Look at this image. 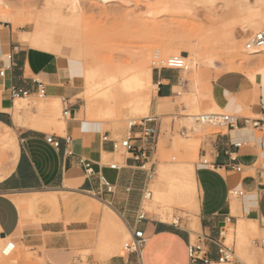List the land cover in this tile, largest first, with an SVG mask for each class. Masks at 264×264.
I'll return each instance as SVG.
<instances>
[{
	"label": "crops",
	"instance_id": "obj_1",
	"mask_svg": "<svg viewBox=\"0 0 264 264\" xmlns=\"http://www.w3.org/2000/svg\"><path fill=\"white\" fill-rule=\"evenodd\" d=\"M42 21L30 22L32 31L19 33L17 27L13 33L0 20V70L5 71L0 74V158L6 159L3 164L0 159V245L14 239L21 250L44 248L48 264H67L75 258V250L83 249L84 240L93 237L92 226L104 216L107 227L116 234L114 242L106 246L110 257L99 262L89 256V264H188V246L197 223L196 228L210 237V258L221 264L216 243L226 237L230 224L235 237L246 238L253 229L264 231V121L262 131L240 125L214 133L209 144L201 147L200 158L209 159L213 166L203 165L201 160L195 164L198 207H193L194 220L174 216L171 221L147 213L139 220L140 211L146 210L147 199L153 196L159 170L147 167L163 127L158 105L171 98L183 75L174 69H153L157 88L150 114L128 128L135 149L126 150L118 160L120 141L127 137L120 136L126 131L114 132L100 120L87 119L80 104L81 86L74 83L81 67L77 41L83 29ZM64 45L75 49L76 59L63 56ZM209 73L201 90L210 94L221 111L240 117L249 113L264 120V84L255 86L245 73L225 64L214 66ZM38 80L46 84L47 97L61 100L63 107L62 99H66L69 116L64 117V126L50 107L41 111L27 108V123L16 121L13 108L17 99L12 98L10 87L35 92ZM146 129H154L155 135L144 139ZM49 136L59 145L49 142ZM237 142L241 145L236 146ZM115 162L117 168L111 166ZM232 189L244 194L232 196ZM148 192L152 193L147 197ZM111 215L129 233L135 228L144 231L147 241L141 252L114 254L125 233L109 221ZM0 264L27 263L22 251L16 250Z\"/></svg>",
	"mask_w": 264,
	"mask_h": 264
},
{
	"label": "rangeland",
	"instance_id": "obj_2",
	"mask_svg": "<svg viewBox=\"0 0 264 264\" xmlns=\"http://www.w3.org/2000/svg\"><path fill=\"white\" fill-rule=\"evenodd\" d=\"M137 2H139L137 10L134 11L136 5L124 6L118 3L103 4L96 0L84 1V5L88 10L86 16L90 19L89 21L91 24L87 22V24H89L87 25L88 28L81 26L84 34L79 37L77 41L79 49L77 62L78 65L81 66V69L83 65H85L84 63L87 62V58L90 54L94 57L96 55L97 58H95L97 59V63L100 62L99 65L102 66L104 64L105 66L106 64L108 66H113L118 62L131 64L142 52V48L148 45L151 49L149 66L154 68L157 63L168 56L161 55L157 57L155 53L158 48H176L181 50V54L185 56L189 53V48L185 45L187 41H192L193 47L197 49L196 54L200 62L201 71V87L203 82L209 79L208 74H210L209 72H211V69L214 68L215 65L225 64L226 68L240 70L243 73L253 69L238 63L237 58L229 54L226 48L227 40L230 36V32L235 30L237 36L243 39L242 44H244L251 34L259 31L264 25L259 28H243L239 18L236 19V24L234 23L235 21H232V19L237 16V11L234 8H228L226 5L222 4L216 6L195 4L193 6L194 13L170 11L163 14L148 15V2L146 0H137ZM154 2L155 0L150 3V6L151 4L154 5ZM2 10H6L11 18L5 21L0 20L6 22V24L13 29V33L14 28L17 27L19 33L33 30V27L30 26L33 25V23L30 22H33L36 16L34 18L32 15L28 14V12L21 15L19 5L15 4V2L9 1L5 3ZM132 12H135V15H133ZM42 23L44 25H55V23L46 20L42 21ZM24 24L27 26L20 27ZM200 29L205 30V33H201ZM206 38V41H201V39L203 40ZM62 48L65 58H69L70 60L76 59V52L72 46L64 45ZM89 48L93 49V51L89 50ZM263 60L261 61L263 62ZM158 66L160 67L161 63L158 64ZM187 74L182 72V75L185 77L184 84L173 93L171 98H166L164 101L165 104L171 107L169 111L160 114L164 117L162 132H160L161 135L158 134L160 136L157 135L158 137L154 144L153 154H151L149 163L147 164L148 168L152 166L153 171H155L156 168L159 169L161 165L166 166V178H161L160 181L162 185L163 183L171 184L175 183L174 181L177 182L187 164H192L195 167V164L201 160L199 154L201 147L209 144V137L219 131V128L212 125L200 124L197 121H192L191 117L193 115L210 111L196 109L195 106H190L185 101V97L195 98L194 76L189 73ZM74 83L81 86L79 89V98L83 113L86 115L85 117L89 120H95L89 116L86 110L87 102L84 96L85 88L82 78H79V76L76 77ZM202 91L204 92V90ZM154 96L155 95L152 97V102ZM15 102L21 104L22 114L24 116H27V111H25L27 108L29 111L35 108L37 111H41L44 108L50 107L53 110L51 113L54 114L56 118L65 121L61 100H52L51 97L39 98L35 96L23 100L17 99ZM219 111L223 112L221 110ZM211 112L218 111L213 110ZM125 113L120 117L121 121L119 122H113L111 119L102 121L105 123V128L111 129L114 132L126 131L124 135L120 136L125 137L128 134L130 122L133 121L139 124L150 114L135 115L131 113L130 110H125ZM245 115L253 116L249 113ZM194 143L196 144L194 145ZM1 149L3 152L6 151L3 146H1ZM0 159L2 164L5 163V158L2 157ZM168 164H172V167L168 166L170 167L169 169L167 168ZM181 165L183 167H181ZM170 171L172 172L170 173ZM148 201L149 199H147V202ZM174 202L175 201H166L158 204L160 206L151 208V210H147L146 208L147 211H145L148 216L153 218L173 221L174 216L177 218L182 216L184 218H189L190 221L192 219L194 220L195 209H193V207L187 206L179 201H176V203ZM106 209L107 207H105V210ZM91 229L92 232H94L93 237L84 240L83 249L75 250V258L67 264H74L75 262H78V264H89V256L94 257L95 260L99 262L110 257L107 255L106 246L114 242L116 234L112 229L107 227L104 216L102 220L95 223ZM227 229V234H225L226 243L234 246L236 256L240 260L248 264H264V259L262 258L264 249L255 246L253 243L254 239L264 237L263 230L253 229L245 238L241 234L237 237L233 235V225L230 224ZM193 230L192 240L196 238L197 233L201 232L200 228H193ZM129 239L130 235L129 237H124L120 241H117L119 246L114 254H125L123 246ZM235 240L236 245L234 244ZM4 243H6V241ZM3 245L4 244L0 245V261L6 259L1 254ZM17 251H22L23 260L27 264H48L49 262L47 252L44 248L27 249L23 247L21 250V247L18 245ZM39 251H41V256L39 255ZM252 256H256L260 260L254 259Z\"/></svg>",
	"mask_w": 264,
	"mask_h": 264
},
{
	"label": "bare ground",
	"instance_id": "obj_3",
	"mask_svg": "<svg viewBox=\"0 0 264 264\" xmlns=\"http://www.w3.org/2000/svg\"><path fill=\"white\" fill-rule=\"evenodd\" d=\"M9 1H13L15 4L19 5L21 15L28 12L32 17L35 18L36 16L34 21L46 20L61 27L75 26L79 28H82L81 26L88 28L87 25L89 24H87V22H90V19L86 16L88 10L84 5L85 0H0L1 20L5 21L11 18L6 10H2L3 5ZM96 1L103 4L118 3L119 5L124 6L136 5L134 11L137 10L139 3L137 0ZM146 1L148 2L147 5L149 4L147 10L148 15L163 14L170 11H178L181 13L193 12V6L195 4H207L211 6L222 4L226 5L228 8H234L237 11V16L234 18L232 17L233 19L231 18L232 21H235V24L237 23L236 19L239 18L242 22L243 28H259L264 25V0H155L154 5L151 4V6L150 3L153 0ZM132 14L135 15V12H132ZM200 32L204 34L205 30L200 29ZM206 40L207 38L203 40L201 39V41ZM242 41L243 39L237 36L235 30L231 31L226 46L229 54L237 58L238 63L251 69L253 68L252 70H248L245 74L255 86L264 84V49L261 51H248L244 47V44H242ZM192 43V41L185 42V45L189 48L188 55H185L188 71L184 70L183 73H189L194 76L195 98L185 97V101L190 106H195L196 109L220 112V109L213 104V101L210 99V94L201 90V80L199 78L200 62L196 54L197 49L193 47ZM142 49V52L131 64L118 62L113 66H108L107 64L106 66L105 64L102 66L99 65L100 62L97 63L96 55V58L91 54L89 55L87 62L84 63L85 65H83L82 69L80 67L81 70L77 74V77L79 76V78H82L83 80L85 88L84 96L87 102L86 110L90 117L100 121L111 119L113 122H119L121 121L120 117L125 113V110H130V112L135 115H147L150 113L151 101L153 95L156 93L157 85L153 81V68L149 66L151 57L150 46H144ZM89 50L93 51L91 48H89ZM181 53V50L176 48H158L155 55L157 57L168 55L167 57H169L171 55H180ZM261 60H263V62ZM182 79L185 80V77L182 76ZM184 82L181 80V82L174 87V90L176 91L180 89ZM23 99L26 98L18 100ZM170 107L171 106H168L165 103H160L157 112L159 114L167 112L170 110ZM13 109L14 111H12L14 112L16 121L21 124L27 123V119L22 114L23 111L21 104L15 103ZM191 119L196 122V115H193ZM65 123V121L59 122L62 126H64ZM133 123V121L130 122V126ZM195 144L196 143H194V145ZM124 153V147L120 146L118 148V160H122V155ZM168 166L172 167V164L167 165V168L169 169L170 167ZM159 167L157 178L152 189L153 196L145 204L147 210H151V208L155 206H160L158 204L166 201H175L174 203L179 201L187 206L189 205L197 208L198 182L195 167L192 164H187L177 182L174 181L175 183L171 184L163 183V185L160 181L161 178H166L167 169L165 165ZM181 167L183 166L181 165ZM171 172L172 171H170V173ZM151 193L152 192H148L147 197L151 196ZM108 218L114 226L125 233V237H129V230L120 219L115 215H111ZM196 226L197 223L194 224V228H196ZM7 241L8 240H6V242ZM5 244L2 247L1 254L6 258L11 255L7 256L3 253ZM221 264L225 263L221 262Z\"/></svg>",
	"mask_w": 264,
	"mask_h": 264
},
{
	"label": "built area",
	"instance_id": "obj_4",
	"mask_svg": "<svg viewBox=\"0 0 264 264\" xmlns=\"http://www.w3.org/2000/svg\"><path fill=\"white\" fill-rule=\"evenodd\" d=\"M245 48L248 51H261L264 49V27L260 29L259 31L251 34L245 41ZM161 63V66L159 67L158 64ZM157 65V66H156ZM153 69L159 70L163 68L167 69H174L179 72H184V70H187V63L186 58L183 54L180 55H171L163 61L157 63ZM5 71L0 70V74L4 75ZM184 82V79H182V76L180 78V81ZM11 96L14 99L19 98H29L33 94L39 98H47V90H46V84L40 80L37 81V88L35 92H32L28 89L14 86L12 85L10 87ZM64 102L63 107V115L64 117L69 116V109L67 106H65L66 99H62ZM152 120V118H149ZM196 121L203 123V124H209L214 127L219 128V132L222 130H231L234 128L239 127L240 125L244 126H250L253 130L256 129H262V119L255 118L252 116H235L234 114L230 112H204L196 115ZM135 124V123H134ZM134 124H132L130 127H132ZM184 133V132H183ZM155 135L154 129H146L143 131V138L149 139ZM107 138V137H106ZM139 138H142V136H139ZM133 136L130 134L125 139H122L120 141V146H123L126 150L132 151L135 149V144L132 143ZM47 140L56 146L59 145V141L55 139L54 136H49ZM236 146H240L241 142L235 143ZM201 163L203 165L207 166H213V163L207 159L202 158ZM89 166V165H88ZM113 168H117L118 164L113 163L111 164ZM233 169H236L237 171H241V166H232ZM91 169H88L90 171ZM149 191V190H148ZM232 196H242L244 194V191L242 190H235L232 189L230 191ZM146 211H140L138 215L139 220H143L146 218ZM147 238L145 237L144 231L140 228H135L131 230L130 232V239L125 242L123 248L125 254L129 253H139L141 252L142 247L146 243ZM210 241L209 235L203 232H199L196 234V238L194 240H191L189 242L188 246V264H215L213 260L209 256V248H208V242ZM254 245L258 246L262 249H264V237L256 238L254 239ZM218 263L225 262V263H231V264H248L242 260H240L236 256L235 248L232 245H229L226 243V237L223 238V241H218ZM17 241L14 239H9L6 244L5 248L3 249V253L7 256L12 255L17 250Z\"/></svg>",
	"mask_w": 264,
	"mask_h": 264
}]
</instances>
